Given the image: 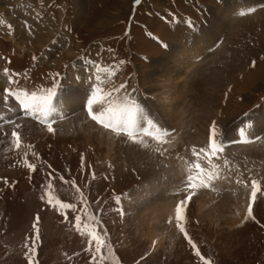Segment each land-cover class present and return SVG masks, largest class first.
<instances>
[{
    "label": "rangeland",
    "instance_id": "374dc122",
    "mask_svg": "<svg viewBox=\"0 0 264 264\" xmlns=\"http://www.w3.org/2000/svg\"><path fill=\"white\" fill-rule=\"evenodd\" d=\"M136 1L0 0V119L18 110L14 87L39 96L61 88L71 99L53 132L22 121L19 148L15 127L0 128V264H203L175 208L191 191L193 147H208L213 128L217 144L235 140L240 127L242 140L261 139L219 153V179L195 190L183 223L209 264H264V81L246 88L264 66V0ZM190 47L191 59L171 53ZM175 69L182 79L169 119L153 81ZM98 86L140 107L137 129L167 126L173 137L134 142L99 126L82 112ZM49 198L76 211L62 216ZM93 228L103 259L81 234Z\"/></svg>",
    "mask_w": 264,
    "mask_h": 264
},
{
    "label": "snow or ice",
    "instance_id": "6c2138e0",
    "mask_svg": "<svg viewBox=\"0 0 264 264\" xmlns=\"http://www.w3.org/2000/svg\"><path fill=\"white\" fill-rule=\"evenodd\" d=\"M101 71H103V69H101ZM96 79L98 81H101L102 83V77L97 75ZM118 92L119 89L115 88L106 90L102 86L96 87L89 101L88 115L92 121L96 122L103 128L108 129L116 134L124 133L134 142H137L136 135L138 125L137 114L139 111L138 106L135 103H129V101L117 102L115 96L118 94ZM55 96L56 93L54 91H49L43 96H39L36 94L30 95L27 92H24L23 95L15 93V98L16 100H18L19 105L22 106L26 111L32 112L34 114L38 113L41 118L40 122L47 123V130L49 132L54 131L49 117L54 111L53 99ZM94 105L99 106L98 110H93ZM144 134L153 135L149 132H145ZM11 135L15 137L16 147L19 148V133L13 132ZM215 135V128H213L208 147L200 148L199 150L193 147L192 155L193 157H195V159L189 163V169L193 174H190L187 177L186 181L187 188L191 191L188 192L186 199L180 200L177 203L175 208L177 227L180 233H182L187 240L188 244H190L191 247L195 250L196 256L203 261V264H209V261H207L201 255V252L198 249L196 243L193 242L192 238L186 231L183 221L185 220V206L187 202L191 201L193 195L196 194L195 190L200 188H208L212 181L219 179L218 172L214 171V169L218 168V165L214 163V159H219V153L223 152V149L217 144ZM201 161H203V163H201ZM205 165H207V167H205ZM27 166L32 171L36 170L35 166L32 164H28ZM252 188L254 189V191H252L251 193V198L252 200H255L257 191L259 190V185H257L256 181H252ZM116 202L118 204L120 203L119 200H117ZM47 203L49 204V206L61 210L60 214L65 217L67 216V210H71L73 212L76 211V206L74 204L63 203L59 200L53 203L51 198L47 200ZM85 213L87 214V209H85ZM249 215H251V209H249ZM89 218L93 219V217H91L90 215ZM169 223H171V221H169ZM36 224H39V216L36 217ZM74 226L78 231H80L83 227L80 215L75 216ZM36 231L38 238V228L36 229ZM81 234L90 237V239L95 242L94 250L97 254H101L100 258L103 259L102 249L106 247V243L101 238V235L97 231H95L94 228L91 231L81 232ZM89 251H92V249L89 248Z\"/></svg>",
    "mask_w": 264,
    "mask_h": 264
},
{
    "label": "bare ground",
    "instance_id": "6f19581e",
    "mask_svg": "<svg viewBox=\"0 0 264 264\" xmlns=\"http://www.w3.org/2000/svg\"><path fill=\"white\" fill-rule=\"evenodd\" d=\"M220 23H222L221 22V20H220ZM209 40V39H208ZM208 40H203L202 42H200L201 40H199V41H197L196 40V42L194 43V45L193 46H201V48L203 49V47L205 46V44H207L208 45V43H210ZM213 40V38H211V40L210 41H212ZM197 43V44H196ZM209 46V45H208ZM187 48V47H186ZM185 48V50H183V51H176V50H172V52L171 53H173V52H175L176 53V56L178 57H176L175 59L177 60V61H181V59H191V51L193 52L194 51V49H197V47H194V49L192 50L191 49V47L189 48L190 50H188V49H186ZM198 50V49H197ZM197 50H195V51H197ZM207 50V49H206ZM188 51H190V52H188ZM183 52V53H182ZM195 54V53H194ZM200 54V53H199ZM183 55V56H182ZM200 56V55H199ZM184 57V58H183ZM198 59H199V57H198ZM196 61V60H195ZM192 63V62H191ZM181 66V65H180ZM176 67H177V69H179L178 68V66L176 65ZM186 68V65H182V69H185ZM180 70H181V68H180ZM172 71V73H166V74H163L162 75V77H161V79L160 80H158V79H155L154 81H153V83H154V86H155V88H154V93H156V95H153V96H155L156 97V101H157V104L160 106V108H162L163 110H165L166 112H168V115H167V117L170 119V118H172L171 116H176V110L177 109H175L173 106H174V103H175V101H176V99H178V95H177V93H178V91H179V84H180V80L182 79V74H181V72L179 71V70H171ZM248 80V84H247V86H246V88L247 87H249V88H251V87H253V86H257V85H259V82L260 81H264V66L262 65V66H260V67H258V69L257 70H255L250 76H249V78H247ZM247 81H245V82H247ZM243 82V81H242ZM264 83V82H263ZM257 84V85H256ZM242 86V85H241ZM259 87V86H258ZM243 88V87H242ZM244 92V91H243ZM157 97H158V99H157ZM237 97H238V95H237ZM70 98V97H69ZM69 98H67V100H66V98H65V95L63 94V92H61L58 96H57V98H56V100H55V102H54V104H53V108H54V111L52 112V114H51V116L49 117L50 118V120L51 119H53V120H55L56 118H58V117H61V118H64L66 115H67V113L69 112H63V110H62V108H61V104H62V107L63 108H65L66 110H67V107H68V110H70L71 108H70V106L71 105H66L65 103H69L70 101H71V99H70V101H69ZM62 100H63V102H62ZM179 102V101H178ZM79 105V100L75 103V104H73L74 105V107H73V109L72 110H75V107L76 106H78ZM233 104V103H232ZM231 104V105H232ZM237 105V104H236ZM235 107V106H234ZM87 108H88V106H87ZM228 110V109H227ZM236 111V110H235ZM165 113V112H164ZM228 115V114H227ZM225 116H226V114H225ZM233 120V119H232Z\"/></svg>",
    "mask_w": 264,
    "mask_h": 264
}]
</instances>
